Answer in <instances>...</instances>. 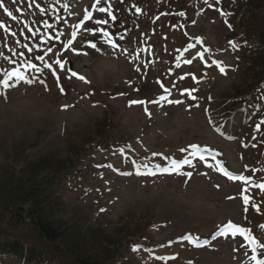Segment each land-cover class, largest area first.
Segmentation results:
<instances>
[{"label":"rangeland","instance_id":"1","mask_svg":"<svg viewBox=\"0 0 264 264\" xmlns=\"http://www.w3.org/2000/svg\"><path fill=\"white\" fill-rule=\"evenodd\" d=\"M0 2L12 12L0 8V240L36 247L44 264H252L241 235L205 249L186 236L211 238L231 223L264 244V91L253 93L261 75L245 64L256 46L241 21L264 0ZM17 68L33 83L13 77L4 88ZM240 94L253 99L230 107ZM105 138L117 143L96 151ZM193 145L245 179L199 160ZM33 216L60 237L41 238Z\"/></svg>","mask_w":264,"mask_h":264},{"label":"trees","instance_id":"2","mask_svg":"<svg viewBox=\"0 0 264 264\" xmlns=\"http://www.w3.org/2000/svg\"><path fill=\"white\" fill-rule=\"evenodd\" d=\"M251 3V0H250ZM253 7L251 12H248V18L245 21V14L241 21L246 25H242L244 30V36L249 40L253 41L256 46L250 61L246 62L247 67L254 66L260 72L261 81H264V15L259 18V14L263 13L262 7L250 4ZM236 105V104H234ZM104 142H108L107 138L103 139ZM61 182H64L66 178L60 177ZM36 217V218H35ZM35 225L36 230L39 232L40 237L48 241L56 240L60 237L61 231L54 227L51 223L43 221L42 218L33 216L31 218ZM128 234H124L126 237ZM0 254H10L18 257L20 260L25 261L26 264H43L46 260V256L42 251L36 247H28L17 240L12 241H1L0 240ZM78 264H100L98 261L91 259L90 257H83L76 260Z\"/></svg>","mask_w":264,"mask_h":264},{"label":"snow or ice","instance_id":"3","mask_svg":"<svg viewBox=\"0 0 264 264\" xmlns=\"http://www.w3.org/2000/svg\"><path fill=\"white\" fill-rule=\"evenodd\" d=\"M13 2L15 3L16 0H13ZM96 3L99 4L100 3V0H96ZM0 8H3L4 12H6L9 16H12V12L9 11V9L7 7H4L3 3L0 2ZM99 11L101 12H108L109 9L108 8H104V7H101L99 9ZM137 11H141L140 9H137ZM89 18H91L89 16ZM13 19H15V17H13ZM116 16L115 15H112V20H116ZM97 23H104V24H107L108 21L107 20H104V21H97ZM101 32H103V35L105 37H107V39L104 40V43L107 44V45H110L113 49H116L118 47H120L117 43H115L112 39H111V34L106 32V31H103V29H100ZM76 36V33L73 32L72 33V37L74 38ZM230 44L235 47V42H230ZM69 47H71V42L69 44ZM89 47L97 52H100L101 49L97 46L96 43H89ZM29 51H31V49H29ZM49 51H51V49H49ZM73 51H76V49H73ZM125 51H127L125 49ZM77 54H83V55H88L87 52H84V53H80V52H77ZM201 58H203V54L201 53ZM38 59H43V57H38ZM188 63H192L191 60L187 61ZM213 64H215L216 66L219 67V71L222 73V74H227V66L223 65V62L222 61H213L212 62ZM57 64H59L60 68L63 69L64 68V63L61 62V61H57ZM28 67H32V68H35L36 66L33 65V64H29ZM48 67H51V65H49ZM140 69L137 68V71H139ZM37 71H39V69H37ZM71 71V70H69ZM6 78L3 80V86L4 88H9L10 85H9V81L15 77L16 78V81H24L25 83H28V84H31L33 83V80L27 76H25L22 72L19 71V69L17 68L16 70L12 71V72H7L5 74ZM71 76L73 77H77L78 79L88 83L89 81L86 80V78L82 75H78L76 72L72 71L71 72ZM57 79H59V77H57ZM41 83H43V81H41ZM138 90V89H137ZM61 91H63V89L61 88ZM0 95H4V93H0ZM189 95H191V92H189ZM193 99H195V97H193ZM172 103H181V101L179 100H176V101H171ZM137 103H140V104H146L148 102L146 101H130V106L132 104H137ZM68 106L66 105L65 108H67ZM145 112L149 115V117L151 116V113L148 111L147 108H145ZM193 149H195V151L193 152V155H196L198 153H202V149H200L199 146L197 145H193L192 146ZM201 158H203V156L201 155ZM184 163H189L190 164V161L188 160H185ZM180 164L179 162H174L173 163V168L176 169V168H179ZM154 174V173H153ZM226 175H229V177L231 178V175L228 174L227 172L225 173ZM187 175L190 177L191 176V173H187ZM238 179H241V180H244L245 178L244 177H237ZM259 187L261 189H264V184H261L259 185ZM249 202V197H245L244 198V203L245 204H248ZM257 211H259V208L257 207ZM229 228L231 229H235V231L233 232V235H235L237 232H239L240 234H245V233H249V235L246 237L248 239H250L253 243H257L256 241V238L254 236H251L250 234V230L249 229H244V228H239L237 227L236 225L234 224H231L229 223L228 225ZM262 229H264V225L261 226ZM227 231V230H225ZM260 247L264 248V244H260ZM253 251H255V249H253ZM253 260L256 261V264H264V260H261V259H257L255 256L252 257Z\"/></svg>","mask_w":264,"mask_h":264}]
</instances>
